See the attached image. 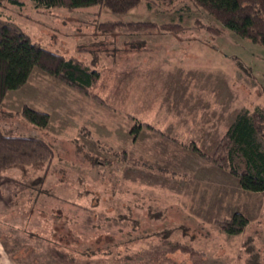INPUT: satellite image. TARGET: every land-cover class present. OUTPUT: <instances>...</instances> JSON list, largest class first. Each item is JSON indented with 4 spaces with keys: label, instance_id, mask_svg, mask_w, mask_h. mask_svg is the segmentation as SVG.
Returning <instances> with one entry per match:
<instances>
[{
    "label": "rangeland",
    "instance_id": "obj_1",
    "mask_svg": "<svg viewBox=\"0 0 264 264\" xmlns=\"http://www.w3.org/2000/svg\"><path fill=\"white\" fill-rule=\"evenodd\" d=\"M18 1L0 0V18L62 55L88 63L97 52L100 76L84 92L36 69L30 82L38 87L10 92L2 102L8 112L2 124L21 134H42L18 115L27 106L21 100L56 112L42 134L55 146L42 184L47 190L28 186L31 173L12 168L0 174V252L13 256L11 264H64L50 246L72 252L76 264H248L245 239L255 252L264 247V191L241 188L227 168L201 154H215L236 111L264 107V48L228 28L212 35L209 27L220 23L190 0H142L126 13ZM105 20L180 25L177 32L109 33L97 29ZM160 65L184 70L145 71ZM195 65L226 71L233 102L224 99L219 73L213 97L202 78L186 80L185 69ZM183 79L195 82L188 89L193 95L179 100ZM209 99L219 104L212 111ZM139 122L135 136L130 129ZM237 211L248 225L228 234L220 223ZM257 254L251 258L264 264Z\"/></svg>",
    "mask_w": 264,
    "mask_h": 264
},
{
    "label": "trees",
    "instance_id": "obj_2",
    "mask_svg": "<svg viewBox=\"0 0 264 264\" xmlns=\"http://www.w3.org/2000/svg\"><path fill=\"white\" fill-rule=\"evenodd\" d=\"M18 3V0H8ZM36 5L52 8L66 7L69 9L96 5L114 13H126L137 6L142 0H33ZM148 5L158 1L173 3L176 0H145ZM194 5L205 9L220 23L209 27L212 35L220 34L225 28L237 35L247 38L264 48V0H190ZM180 24L156 23L152 20H105L97 23V29L103 32H115L126 29L130 32L173 31ZM131 46L135 41L122 40ZM235 58V57H234ZM98 60L94 52L90 62L86 63L70 55L65 56L53 51L33 40L26 32L8 20L0 18V116L8 113L2 107V102L8 90L20 88L28 79L32 69L38 67L46 73L86 92L98 80L100 73L94 66ZM237 65L244 72L248 70L240 60ZM30 123L35 130L41 131L47 126L49 114L45 111L24 106L17 115ZM0 117V174L9 169H18L23 175L33 174L28 186L44 193L42 184L49 172L51 160L55 154L52 141L38 133H16L12 128L2 124ZM141 122L132 126L130 132L135 136L142 128ZM192 149L200 150L197 147ZM218 166L225 167L238 180L241 188L249 191H264V107H254L252 110L242 107L220 140L215 154H201ZM92 164L98 159L90 157ZM248 225V219L240 212H234L231 217L221 221V229L228 234L242 232ZM171 233L169 229L163 235L166 240ZM161 235V236H162ZM247 245V246H246ZM244 247L248 264H259L251 258L253 253H260L264 258V247L255 252V246L245 239ZM50 252L64 264H76V256L69 251L50 246ZM12 259L13 256L10 255ZM13 260V259H12ZM260 264H262L260 262Z\"/></svg>",
    "mask_w": 264,
    "mask_h": 264
},
{
    "label": "crops",
    "instance_id": "obj_3",
    "mask_svg": "<svg viewBox=\"0 0 264 264\" xmlns=\"http://www.w3.org/2000/svg\"><path fill=\"white\" fill-rule=\"evenodd\" d=\"M183 66H177V69H180V70H178V71H176V69H174V67H171V66H166V65H160V66H158V67H154V68H149V69H146L145 68V71H146V73H148L150 70H154V75L155 74H159L161 71L164 73V74H173V73H176V72H183V70H184V68H182ZM36 69H38V70H40V71H42V73H44L43 75H49V76H51L50 74H48V73H46L45 71H43V70H41L40 68H38V67H34L33 69H32V71H31V73H30V75H29V77H28V79H27V81L20 87V88H18V90L17 91H12V90H8L7 91V93L5 94V96H4V99H3V101H5V99H6V97H7V95H8V93H10V92H14L15 94L16 93H19V92H21V91H23V90H26V88H28V86H36V87H38V85H36V84H32L31 82H30V78H31V75H32V73L36 70ZM156 69H160V71H157ZM142 70H144V69H142ZM156 72H158V73H156ZM185 72H187V74H189V77L187 76L185 79L187 80V79H189V78H194L195 80L196 79H203V80H205L204 81V83L206 84V86H209V87H211V88H214L213 90H208L207 92H208V94L207 95H210L211 97H213V95L216 93V91H214L216 88H215V86H213V84L215 85L216 84V81H214V78H216V77H218V73H219V75L221 76V77H218V78H221V79H225L224 80V82H223V86H224V88L222 87V92H223V94H224V99L225 100H227L228 102L229 101H231L232 100V88H231V80H227V79H230V75L226 72V71H224V70H222V69H212V67H210V66H206V67H204V66H192L191 68H188V69H185ZM227 74V75H226ZM147 75V74H146ZM146 75H143V76H146ZM48 76V77H49ZM204 77V78H203ZM136 78H138V77H136ZM163 78H166L165 77V75H164V77ZM47 79V78H46ZM139 79H140V77H139ZM185 79H183V80H181L180 81V84H182L181 85V90H180V99L179 100H184L185 98H186V96H187V93H189V95H193V93H191L190 92V90L188 91V89H189V87L190 86H192V84H194L195 82H189V81H185ZM32 84V85H29V84ZM208 83V84H207ZM187 85V88L185 89L183 86L184 85ZM197 84H199V81H198V83ZM146 85V84H145ZM168 86V84H166L165 86H164V88H166ZM161 88L160 89H162L163 88V86H160ZM32 88V87H31ZM159 89V90H160ZM150 90V89H149ZM213 94V95H212ZM216 96V95H215ZM16 97V101H19L18 99H17V96H15ZM183 97V98H182ZM136 101V99L134 100V101H130L129 102V106L130 105H134V102ZM209 102H210V106H211V111H212V105L213 106H218L219 104H218V102L217 101H214V103L209 99ZM231 102H233V101H231ZM26 104L27 106H29V105H32V104H29V102H27V101H25V100H21V104ZM133 103V104H132ZM20 104V105H21ZM228 104V103H227ZM29 107H31V106H29ZM52 107V108H51ZM31 108H33V107H31ZM44 108V107H43ZM49 110H43V109H37V108H33V109H36V110H40V111H45V112H47L48 114H49V120H48V123H47V126L48 125H50L51 124V119H50V117H52L51 116V114H53L54 112H56L55 111V109H54V106H48L47 107ZM133 108H135L134 106H133ZM137 109V108H136ZM237 112V111H236ZM236 112H235V114L234 115H232V118L230 119V123H229V125L231 124V122L233 121V119H234V117H235V115H236ZM57 118H58V116H56V119H55V122H57ZM61 119L60 118H58V122H57V126L58 127H61L62 126V123H61ZM53 126H55L54 124H53ZM166 127L168 128V125H166ZM60 129V128H59ZM61 131H64V132H62L63 134L64 133H67L68 131H69V129L67 128V127H64V128H62L61 129ZM240 186V185H239ZM0 264H11V262H10V258H9V256L5 253V251L4 252H0Z\"/></svg>",
    "mask_w": 264,
    "mask_h": 264
}]
</instances>
